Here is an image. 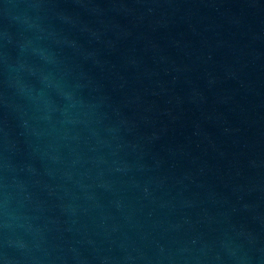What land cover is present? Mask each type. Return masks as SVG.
Here are the masks:
<instances>
[{
	"label": "water",
	"instance_id": "water-1",
	"mask_svg": "<svg viewBox=\"0 0 264 264\" xmlns=\"http://www.w3.org/2000/svg\"><path fill=\"white\" fill-rule=\"evenodd\" d=\"M130 45L264 175V0H95Z\"/></svg>",
	"mask_w": 264,
	"mask_h": 264
}]
</instances>
